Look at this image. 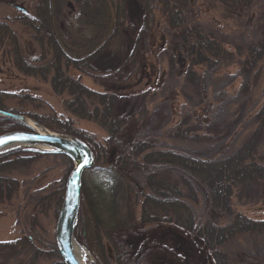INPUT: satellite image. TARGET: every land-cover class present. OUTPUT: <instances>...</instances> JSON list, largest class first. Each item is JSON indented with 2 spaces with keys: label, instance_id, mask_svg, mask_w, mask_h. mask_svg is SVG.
<instances>
[{
  "label": "trees",
  "instance_id": "trees-1",
  "mask_svg": "<svg viewBox=\"0 0 264 264\" xmlns=\"http://www.w3.org/2000/svg\"><path fill=\"white\" fill-rule=\"evenodd\" d=\"M73 1L76 3V22L86 19L91 29L92 44L87 50L76 51L73 44L68 47L64 42L62 30L65 26H62V22L57 24L62 16L64 0H38L31 17L26 10L18 9L19 15L14 20L0 21V46L6 44L5 40L9 41L8 54L12 53L13 56L11 66L23 75L48 80L57 96L66 95L68 99L64 101V107L70 116L63 118L54 112L38 114L26 108L6 109L2 98L11 94L1 90L0 111L18 113L52 131L76 136L91 149L93 165L89 171L97 167L103 171L101 173L105 175L106 182L100 188L104 191L98 192L97 196L102 199L104 209L112 210V215L104 217L102 221H94V217H99V212L94 208L96 213H88L91 211L83 190V175L74 237L85 242L91 224H102L116 232L120 228L124 230L119 236L120 241L111 240L113 250L118 255L121 254L122 243H129L133 236L137 237L135 244L130 242L133 245L131 252H137L136 256L140 258L142 251L139 249L138 252V246L139 243L143 244L147 264H232L231 254L227 251L230 241L239 234L264 229V221L239 213L232 202L235 198L238 202L243 201L240 204L258 201L256 187L264 184V150L261 149L264 95L256 107L254 103L252 109L248 108L250 116H254L256 121L252 133L231 153L217 156L213 148H188L186 142L202 143L205 135L193 136L181 132L178 126L170 127L172 138L185 143L166 145L162 139L167 137L166 131L184 103L181 91L172 88L154 104V97L148 90L135 96L133 93L141 91L134 89L142 82L146 86H156L153 82L155 78L157 80V75L159 82L162 81L163 73L161 71L159 74L157 57L163 51L165 33L169 34L173 49L169 63L176 68L178 77L184 76L185 81L200 92L202 103L196 109L197 117L200 119L205 115L203 118L208 121L211 105L207 102L208 95L204 89L205 78L204 75H197L193 68L201 63L206 64L205 72L210 73L218 68L219 62L213 58L218 55L214 40L190 23L187 9L192 6L193 0H159L158 6L153 3L155 0H138L144 7L143 26L136 41L128 46L126 36L133 26L121 1ZM220 1L227 4L235 0ZM156 10L161 13L157 20L154 18ZM161 20L164 21L163 28L159 26ZM12 21L31 30V39L42 42V47L52 54L49 60L42 62L43 53L39 57L31 56L26 51L23 53L11 27ZM69 28L66 32H69ZM75 28L76 32L81 30L79 25ZM95 32L101 35L96 36ZM67 35L70 38L71 33ZM74 40L77 41V37L71 38L72 43ZM156 40L160 41L156 43ZM112 41H116L117 46L108 52L105 49ZM27 43L33 49L32 43ZM248 49L249 57L244 60L243 66L247 78L240 91L242 94L260 75H264V34L259 43L250 44ZM125 50L129 51L126 59ZM186 64L188 70L185 69ZM119 65H126L127 69L130 67L126 78H120L119 74L112 76L120 73L121 67L117 69ZM108 71L111 73L102 74ZM82 76L99 81L98 86L102 90L82 84ZM136 76L137 79H134ZM131 96L135 99L132 103L127 100ZM19 100L23 103L27 100L38 102L28 91L19 96ZM252 100L253 96L250 95V102ZM71 116L96 124L107 132V138L97 141L94 135L76 128ZM16 130L30 131L31 128L15 118L0 115V134ZM206 134L211 135L208 131ZM41 155L45 154L21 148L0 153V193L6 192L8 199L11 185L17 184L7 173L27 166L32 159ZM94 176L98 178V175ZM259 197L261 201L264 200V196ZM137 206L139 211L136 217ZM120 207L124 208L123 213ZM23 241L28 242L27 238H23ZM21 242H0V256H3V248L14 249ZM46 253L58 258L51 264H63L55 245L49 246ZM42 254L43 251L35 247L32 261ZM241 255L243 261L249 257L243 251ZM118 263L123 262L120 260Z\"/></svg>",
  "mask_w": 264,
  "mask_h": 264
},
{
  "label": "rangeland",
  "instance_id": "rangeland-1",
  "mask_svg": "<svg viewBox=\"0 0 264 264\" xmlns=\"http://www.w3.org/2000/svg\"><path fill=\"white\" fill-rule=\"evenodd\" d=\"M115 1H121L125 5L128 17L131 19L133 29L126 36V45H132L137 39L140 27L143 26L141 23L144 11L143 4L138 0ZM153 3L158 6L159 0H155ZM75 4L73 0H64L61 6L62 16L58 22L57 18L55 21L57 24L62 22V26H65V29L62 28V34L65 36H63L65 38L64 42L68 44V47L73 44L76 51L77 49L79 51L82 49L87 50L91 47L93 36L90 34L91 29L88 27L89 25L87 26L86 19H80L79 22H76ZM37 5L38 0H0V21L9 20L11 22V20H14L19 15L17 7L26 10L31 17L34 15ZM187 10L188 18L189 20L191 19L190 23L214 40L216 44L215 53L218 54L213 57L219 62L218 68L214 71L205 72L207 65L202 63L193 68L197 75H204L203 77L205 78L203 80L205 87H203L206 90V95H208L207 102L211 105L207 114L208 121L206 122L203 118L205 115H202L203 117H200V119L197 117L196 109L202 103L200 92L195 90L191 83L185 81L184 76L178 77L175 73L176 68L171 67L169 63V56L173 53L171 48L172 38L169 34L166 35L165 33L163 51L159 52L157 57L159 74L161 71L163 73L162 81L159 82L157 75V80L155 78L154 82L152 81L153 85L156 84L154 87L146 86L142 82L134 89L135 91L141 89V91L133 93V96L148 90L154 97L152 100L154 104L156 100L167 94L170 89L180 90L184 97L182 109L171 122L169 130L166 131L167 137L162 139V143L176 145L184 142L183 140H177L176 138L174 140L172 138L173 133H171L170 129L178 126L181 128V132H187L193 136L205 135V141L202 143L186 142L188 148H213L217 156L226 155L240 146L252 133L256 121L254 116H250L249 109L253 108L254 103L256 107L260 99L263 98L262 95H264V75H260L255 83L252 82L246 89L245 94L240 92L247 78L243 71V66L244 60L249 57V45L259 43L264 34V0H235L227 4L220 0H193L192 6L188 7ZM159 15L161 13L156 10L154 18L157 20ZM159 22L160 28H163L164 21L161 20ZM78 25L81 26V30L76 32L75 27L78 28ZM11 27L15 31L18 44L23 48V53L26 51V53L34 57H39L43 53L42 62L50 59L52 54L48 49L45 50L42 47L43 43L31 39L32 32L30 29L24 28V26L15 21H12ZM68 27H70V38L67 35L69 32H66ZM100 35L101 33L98 32L96 36ZM74 37H77V41L74 40L77 46L71 41V38ZM159 41L156 40V43ZM4 42L6 44L0 46V90L11 94V96L2 98L4 107L13 110L26 108L30 109V112H37L38 114L54 112L57 116L68 118L70 114L65 111L64 107V101L68 97L54 94L48 80L19 73L15 67L11 66L13 56L12 53L8 54L10 49L9 41L5 40ZM27 42L32 43L33 49ZM116 46L117 42L112 41L105 50L108 52L113 51ZM4 51H6L5 54H3ZM128 52V50H125L124 59L128 57ZM120 67V73H115L112 76L119 74L120 78H126L130 67L128 66L127 69L126 65L123 67L119 65L117 69ZM136 68L135 66V71H137ZM185 69H189L188 64L185 65ZM109 73L111 72H103L102 74ZM263 73L264 70L262 71ZM91 75H96V73H91ZM134 79H137V76ZM80 82L91 89L102 90L98 86L99 81L94 82L93 78L82 76ZM25 91H28L29 95L37 99L38 102L27 100L23 103L22 100H19V96H23ZM250 95L253 96L251 102ZM127 100L132 103L135 99L131 96ZM26 118L32 121L38 131L55 132L44 126L37 125L30 117ZM72 119L76 128L83 129L94 135L97 141H104L107 138V132L96 124L76 120L75 117H72ZM207 131L211 135H207ZM209 142L212 143L208 144ZM210 145L213 146L209 147ZM261 149L264 150V137ZM71 169L72 164L66 156L45 154L32 159L27 166L7 173L10 178L16 180L17 184L11 185L12 191L8 199L6 192L0 193L2 197V199L0 197V242L14 240H21L22 242L17 243L14 249L3 248L0 264H51L58 260L56 256L48 255L46 250L49 246H56L55 224L64 195L65 180ZM89 169H87L88 171L85 174L83 173V190L87 197L88 208L91 211L88 213H96L94 210L96 208L99 212V217H94V221L97 219L102 221L104 217L108 218L112 215V210H106L107 207L104 209L105 206L101 202L102 199L97 196L98 192L104 191L100 187L106 182V177L98 167L90 171ZM94 175H98V178ZM256 191V196H264V184L260 183L257 185ZM259 196L257 198L258 201L250 204H240L243 201L238 202L235 198L232 201L234 203L233 206L236 211L251 219L264 221V200L261 201ZM119 210L121 213L124 212L123 207H120ZM138 211L139 208L137 206L135 209L136 217L138 216ZM123 231L120 228L116 232L103 227L102 224L94 226L93 223V226L91 224L87 231L85 242H81L74 237L76 244L86 251V264H147L144 259L145 254L143 252L145 249L143 244L139 243L138 246V252L139 249L142 251L140 258L136 256L137 252H131L133 245L130 242L133 241L132 243L135 244L137 237L133 236L129 243L121 242L122 250L120 255L113 250L114 244H112L111 240L120 241L119 236L122 235ZM143 231L145 232V228ZM111 235L114 236L111 237ZM23 238H27L28 242L23 241ZM35 247L42 250L43 254L37 260L32 261ZM227 247V251L231 254L232 264H259V262L264 264V229L261 232H256L255 230L253 233L239 234L230 241ZM242 251L246 256L249 255L244 261L243 255L240 257ZM117 260H122L123 263H118Z\"/></svg>",
  "mask_w": 264,
  "mask_h": 264
},
{
  "label": "water",
  "instance_id": "water-1",
  "mask_svg": "<svg viewBox=\"0 0 264 264\" xmlns=\"http://www.w3.org/2000/svg\"><path fill=\"white\" fill-rule=\"evenodd\" d=\"M2 116H10L24 122L30 131L16 130L0 134V153L15 149H29L42 154L66 156L72 169L66 177L64 195L55 224V243L63 264H80L73 253L76 243L74 227L80 205L81 181L85 170L93 165V154L89 146L80 138L64 133L38 131L27 123L28 118L20 114L0 111ZM85 160L88 161L85 164ZM81 165H84L82 168ZM79 169V171H77Z\"/></svg>",
  "mask_w": 264,
  "mask_h": 264
},
{
  "label": "bare ground",
  "instance_id": "bare-ground-1",
  "mask_svg": "<svg viewBox=\"0 0 264 264\" xmlns=\"http://www.w3.org/2000/svg\"><path fill=\"white\" fill-rule=\"evenodd\" d=\"M27 123L30 126H34L32 121H30L29 119L27 120ZM73 253H74V256L76 257V259L80 262V264H86V262H85L86 251L84 248H82L81 246H79L75 243L74 247H73Z\"/></svg>",
  "mask_w": 264,
  "mask_h": 264
},
{
  "label": "snow or ice",
  "instance_id": "snow-or-ice-1",
  "mask_svg": "<svg viewBox=\"0 0 264 264\" xmlns=\"http://www.w3.org/2000/svg\"><path fill=\"white\" fill-rule=\"evenodd\" d=\"M5 142V140L4 139H0V143H4ZM85 164H87L88 163V161L87 160H85V162H84ZM84 165H81L80 167L82 168ZM77 171H79V169H77Z\"/></svg>",
  "mask_w": 264,
  "mask_h": 264
},
{
  "label": "flooded vegetation",
  "instance_id": "flooded-vegetation-1",
  "mask_svg": "<svg viewBox=\"0 0 264 264\" xmlns=\"http://www.w3.org/2000/svg\"><path fill=\"white\" fill-rule=\"evenodd\" d=\"M17 9H19V10H24V9H22V8H19V7H17Z\"/></svg>",
  "mask_w": 264,
  "mask_h": 264
}]
</instances>
